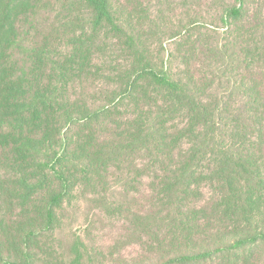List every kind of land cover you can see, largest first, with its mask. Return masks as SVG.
Listing matches in <instances>:
<instances>
[{
	"label": "trees",
	"instance_id": "1",
	"mask_svg": "<svg viewBox=\"0 0 264 264\" xmlns=\"http://www.w3.org/2000/svg\"><path fill=\"white\" fill-rule=\"evenodd\" d=\"M87 2L95 17L78 32V44L87 31L93 38L103 29L123 38L138 62L120 75L123 93L155 101L138 111L126 134L94 155L72 160L83 177L89 176L77 185L93 177L97 162L106 173L130 165L135 169L130 184L138 177L150 179L152 205L130 212L141 246L162 253L146 264H255L252 248L264 240V231L253 227L257 218L264 224V0ZM177 2L189 13L171 19V53L154 63L150 35L162 28L163 6ZM203 5L209 7L205 14ZM214 6L221 25H215ZM214 25L223 31H214ZM201 37L208 38L205 46ZM99 114L90 113V120ZM61 156L57 167L68 162ZM56 168L51 171L64 185L47 193L48 224L70 197ZM18 174L26 186V174ZM98 177L93 194L114 206L108 202L107 175ZM74 251L70 264H86L85 246L78 242Z\"/></svg>",
	"mask_w": 264,
	"mask_h": 264
},
{
	"label": "rangeland",
	"instance_id": "2",
	"mask_svg": "<svg viewBox=\"0 0 264 264\" xmlns=\"http://www.w3.org/2000/svg\"><path fill=\"white\" fill-rule=\"evenodd\" d=\"M169 7L159 13L162 28L150 35L153 62L171 53V19L189 13L179 2ZM213 9L215 25H221L219 10ZM208 11L203 5L200 12ZM92 13L87 0H0V264H70L78 242L89 255L86 264H146L162 255L141 246L139 226L130 214L152 205L150 179L141 182L138 177L130 184L133 167L122 163L106 173L97 162L93 177L77 185L79 178L89 176L83 177L72 160L94 155L126 134L138 111L155 101L154 96L123 93L120 75L138 65L123 38L105 29L93 38L87 31L78 44V32L90 26ZM215 25L214 31H223ZM207 39L199 38L203 46ZM96 111L100 117L90 120ZM71 118L76 120L69 126ZM61 155L68 162L57 167ZM52 166L63 173L70 197L48 224L47 193L64 185ZM19 172L26 174V186ZM102 174L114 206L92 192ZM253 227L264 231L259 218ZM252 249L250 258L264 264V240Z\"/></svg>",
	"mask_w": 264,
	"mask_h": 264
}]
</instances>
